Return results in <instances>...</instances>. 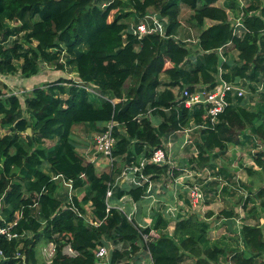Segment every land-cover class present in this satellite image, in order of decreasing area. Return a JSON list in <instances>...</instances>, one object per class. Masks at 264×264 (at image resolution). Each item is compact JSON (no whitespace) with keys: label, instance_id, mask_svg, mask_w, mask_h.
Returning a JSON list of instances; mask_svg holds the SVG:
<instances>
[{"label":"trees","instance_id":"obj_1","mask_svg":"<svg viewBox=\"0 0 264 264\" xmlns=\"http://www.w3.org/2000/svg\"><path fill=\"white\" fill-rule=\"evenodd\" d=\"M182 5L193 10L191 20L202 28L196 48L202 56L196 62L192 47L173 37L181 26ZM150 7L168 19V37L160 32L139 36L138 24ZM228 10L235 16L244 11V35L233 33ZM206 19L212 21L207 28ZM230 42L224 77L259 83L264 75V0H252L243 8L238 0H0V73L31 77L40 71L41 63L54 64L57 70L76 72L84 85L96 90L72 77H60L32 89L23 103L20 95H4L0 89V128L9 130L0 134V225L24 234L12 240L0 235V264H38L41 240L56 243L51 264H94L97 246L108 244L105 238L114 246L111 264H141L145 256V264H181L188 256L196 264H221L224 255L230 256L228 264H258L264 254L259 222L242 223L239 235L245 246L240 249L224 237L211 242L210 223L196 214L180 212L171 232L168 215L162 211L143 227L135 217L130 220L108 206L126 195L141 204L149 184L167 176L169 165L148 163L137 173L141 184H118L124 166L149 158L172 132L203 122L204 108H187L176 101L173 89L195 83L214 85L221 59L212 50ZM235 50L236 58H230ZM150 113L163 120L155 125ZM111 120L124 132L115 128L118 142L112 169L99 174L95 164L78 152L73 132L81 125L102 131ZM198 130V157L188 160V164L197 163L193 169L215 168L218 151L225 153L230 145L250 140L263 144L254 161L264 174V94L254 107L237 99L218 122L208 121ZM55 138L54 145L45 144L46 139ZM117 159L123 160V166ZM45 166L58 178L47 173ZM179 170L175 169V177L182 173ZM227 170L219 167L218 174L225 175ZM60 181L85 194L82 198L58 194ZM109 189L113 195L107 198ZM251 202L249 215L261 219L264 186L248 195L244 207ZM89 204L93 217L102 220L99 226L86 219ZM218 214L237 222L233 208ZM152 231L158 236L145 241ZM67 243L77 256L63 252ZM132 256L137 259L133 263Z\"/></svg>","mask_w":264,"mask_h":264},{"label":"built area","instance_id":"obj_2","mask_svg":"<svg viewBox=\"0 0 264 264\" xmlns=\"http://www.w3.org/2000/svg\"><path fill=\"white\" fill-rule=\"evenodd\" d=\"M238 1L240 3V8L248 6L246 0ZM228 14L230 16L229 19L232 23L233 33L238 36L244 35L247 31V28L244 25V11L241 10L239 16H235V14L231 10H228ZM251 14L252 12L249 13V15ZM167 23L168 19L161 18L159 14H157L156 16L147 14L146 17L142 19L138 24L137 29L139 32V36L142 37L147 33L160 32L162 36L168 37L166 28ZM173 37H175L177 41L183 44L199 42V40L194 39L193 37L182 38L179 35H174ZM231 45L232 44L230 42L222 45L221 47L215 50H212L213 52H216L221 59L220 64H218L217 66V72L215 73L216 81L214 85L207 83H195L193 85L177 86L173 89V91L175 92L176 101H179L181 104L185 105L189 109L199 107L204 108L205 110V115L201 124L195 125L193 123L191 127L184 129L182 132H185L187 134L189 131L205 128L207 126L208 121H210L212 124H215L216 122H218L219 115L231 104L236 103L237 99L239 98H242V102L247 107H254L261 101L262 95L264 94V75L261 77V81L259 83L251 82L247 78H241L230 81L224 77L225 70L223 68V63L227 61L228 57L226 55V52L228 51V48L231 47ZM74 77L75 78L72 77L73 80L79 85L84 86L91 91H96L90 85H84V83L81 82L77 76ZM103 127L104 130L98 131L94 135V147L98 151V153L102 154L106 159L111 161L113 166V162L115 160V157L113 156V151L118 142V138L115 136L114 130L116 127H119V123L117 121L111 120L105 123ZM119 130L124 132V129L122 128H119ZM185 136L189 137L187 135ZM192 156L198 157V150L195 149L192 153ZM148 163L169 165L167 176L170 177L171 175H173L175 179H177L181 174H185L189 177H194L196 175H200V172H202L201 169L196 170L192 168V166H198L197 163L194 162L179 167L182 173L178 177H175V169L178 168V166H176V160L172 156L171 148L167 147V145L164 144L161 147L152 149L150 157L141 158L139 164L133 163L129 166H124L121 175L118 177V180L123 181L124 179H126L129 182L130 174L135 175L139 172H142L144 166ZM121 176L122 179L120 178ZM162 178L165 179V175ZM155 181L160 182V178ZM188 183L189 184L184 186L185 188L183 189L188 192V198L192 203V206H202L205 198L202 184L194 182L191 185V182ZM112 195L113 192L111 189H109L107 192V198H110ZM120 202H122L123 204H108V206L109 208L116 207L119 211L125 213L130 220L135 217L133 213H128L126 211L124 206V197L120 199ZM159 203V210H154V206L152 205V207H150V214H156L160 211L165 213V207L163 206V202L160 201ZM182 210L183 209L181 208V211ZM189 214L190 213H184V215ZM86 219L90 224L94 226H99L102 223V220L98 218L93 217L92 219ZM152 220L153 217H151V222ZM139 226L142 225L139 224ZM0 235L5 236L8 240L24 236V234L13 232L10 229V226L2 225H0ZM154 236H158V234L155 231H152L150 235L144 236V240L148 241ZM113 249L114 246L112 244L109 245V243L103 246L98 245L96 249V262L94 264H111V260L108 259V256L109 252ZM44 250L45 255L50 256V260L49 262H47V264H51L53 262V258L56 252V243L54 241L49 242ZM63 252L72 257L77 256L79 254L75 249H73L70 243L64 245ZM148 254L149 258L151 259L152 256L150 251H148ZM2 256L3 252L2 250H0V258Z\"/></svg>","mask_w":264,"mask_h":264},{"label":"crops","instance_id":"obj_3","mask_svg":"<svg viewBox=\"0 0 264 264\" xmlns=\"http://www.w3.org/2000/svg\"><path fill=\"white\" fill-rule=\"evenodd\" d=\"M150 8H149V10H150ZM149 10H148V13L155 11V15H152V16H156L158 14L155 9L154 10H150V11ZM180 21H181L182 25L179 27V29L177 31V35H179L182 38L193 37L194 39H197L198 40L197 34L195 35V32H194L193 28L188 26V29H186L187 26L185 24H183V20L180 19ZM208 21H210V23L208 25V26H210L212 24V21L209 20V19H206L205 25H206V23ZM208 26H205V28H207ZM197 43H192V44L193 45L194 44L196 45ZM187 44L190 47H193V45L191 43H187ZM201 56H202V53H200V52L197 53V51H196L194 57H192V58L194 59V62H196V60H198ZM231 56L236 58V50H235V52H231L230 58H231ZM54 72H55V74H53V73H41V70H40L38 73H39V75H43L44 76L43 83L40 82V80H37L36 82L35 81L34 82H28V83H26V88L25 89L28 90V92H29L32 89H34L35 87H37V86L38 87H42L46 82H50L52 80H55L54 78H56V79L57 78H60V77H73V78H75L74 76H77V74H74L76 72L70 73L67 68H65L64 70H57L56 69V71H54ZM50 75H52L54 78H52V79L51 78H48ZM43 76H42V78H43ZM23 78H25V76H23L20 72H17L15 74H2V73H0V89L3 91L4 95H9L11 93H16V94L18 93L19 94L20 92L24 91V90L21 91L22 88H20V86L22 85V83H25L26 82L25 80H23ZM128 82H130V81L128 80L126 82V84H125L126 87L129 85ZM22 87H23V85H22ZM149 116L151 117V119L153 120V122H154L155 125H158L163 120L162 116L159 115V114L158 115H154L153 113L152 114L150 113ZM77 128H78V126L74 128V132H73L74 133L73 134L74 135V138H75V134H76V129ZM98 128L101 129L102 128V125H99ZM8 131H9L8 129L0 128V134L1 135L6 134ZM91 131H93L91 133V135L94 136L95 133L98 132L99 130H96V132H94L95 130L94 129H91ZM28 132L31 134L32 133V130L31 129H28ZM56 140H57V138H55L54 140L46 139L45 144L47 146H52V145L55 144ZM75 140L77 142L78 139L75 138ZM49 142H51V143H49ZM79 143H80V145H79ZM85 145H88V144L85 143V142H79L78 141L77 142V150L79 152H82L81 153L82 156H85V158L87 159V161L89 160V161H91V162H93L95 164V166L97 168V172L99 174H102L104 172H108V171H103V172L101 171V172H99L100 168L102 166H104V164H105L104 162H105V159L106 158L102 154L98 153V151L95 149L94 145L93 146H90V147H86ZM165 145H167V147H170L171 148L172 155H173V152H174L173 151V148H177L179 150V152H180V149H183L186 146H188L189 147L188 150H191V151H189V155H190V158L189 159L196 158V157L192 156V153L195 150L193 148H196V150H198L197 147H196V143L195 144L193 143L191 137H186L184 134H182V131L181 132H172L171 134H169V136L165 140ZM218 158H215L214 159L215 160V165L217 164L216 160ZM117 160H119V159H117ZM119 161H121V159ZM217 167H218V170H219V166L218 165L215 168H212V167H209V166H205V167L200 168L202 171L205 170V171H208L209 172V176L206 178L207 180L205 181L206 182L205 184H207V185H205L206 187H204V194H205V196H208L209 195V191L214 190L212 196L210 198L208 197V199L205 202V204H206L205 205V210L206 211H204L202 214L200 213L198 215V217L200 219H203V220L208 221V222L213 217H215L217 215V213L220 211V209L217 210V207H214V205H216L218 202L223 201L224 204H226V205H227V203H230V202L233 204L232 198L234 196L233 195L234 193H236V194L239 193V194L243 195L245 197V199H246L248 197V195L251 194V192H256V191H258L260 189V187L264 186V183H263L260 186H257L256 185V187L254 189H250V187L246 186V184L247 185H250L249 183H247V182L246 183H243V181H240L239 180V177L233 176V174L230 175L232 170L228 169L227 171L230 174L227 172L225 174V176H228L229 179L231 177L232 179H235V181L233 182V188H232V186L227 187L226 184L230 183V182H228L229 179L226 180V178H224L222 176L223 174H218V171H216V168ZM44 170L47 173L51 174L52 177H57L54 174H52V172H49L48 169H47V167L44 168ZM248 175H249V172H248ZM251 175H254V177H252V178L251 177H248V178H250V179L254 180L255 182H257V180H259L261 178V175L263 176V173H260V170H259V172H256V171L254 173L252 172ZM262 178H264V177H262ZM139 179L140 178H139L138 174H135V175H133V174L131 175L130 174V181L127 182V183L129 185H134L135 184V186H137L138 184H141V182L138 181ZM141 179H144V180H142V182L146 181V178H141ZM214 179H216V180L215 181H212ZM168 180H171V182H173V181H175V178L170 179L169 177H167L165 179L164 178H160V182H156L155 180L152 181L149 184V187H148V189L146 191V194H145V196H144L141 204L133 201L132 198L129 195L124 196V206H125L126 211L128 213H133L134 216H135V218H136V220L138 221V223L140 225H142L143 227H146V226H148V225H150L152 223L151 222V217H153L155 214H150L151 213L150 207H152V201L156 197L157 198H160V200H162L164 207H165L164 203L167 201L169 203H172L173 202L174 204H179L180 208L183 209L181 211L183 213H190V214H192V212H195V210L200 211V208H196V207H193L192 206V203L190 202V200L188 198V194H186L185 191H180L181 192L180 195H177V194L175 195V193H171L172 190L170 188L167 189L165 187V183ZM220 181H221V184H220ZM59 183H60V186H59V189H58V192H57L58 194L60 193V187H61V185H63L64 182H61L60 181ZM167 183H170V181H168ZM66 185H70L71 186V183H66ZM213 186H217V189H211ZM226 187H227V189H225ZM155 188H156V190H154ZM159 189H163V191L161 192V190H159ZM182 190H185V189H182ZM220 190L223 191L222 194H220V192H221ZM165 191L168 192V193L165 194ZM63 193L66 195V198H70V197H68L69 196V194H68L69 192L64 191ZM81 193L85 194L84 191L81 192ZM79 194H80V192H79ZM79 194H76V195L78 196ZM72 195H75V194H72ZM241 198H242V196H241ZM245 199L242 201V204H241V209L245 213H247V215H244V217H243V219H244L243 222H245V223H251V224H255V223H258L259 222V225L262 226L263 229H264V214L261 213L262 214L261 219L254 220V218H252L249 215V212H248V209L253 204L251 202L249 204L248 208H245L244 207ZM119 204H123V203L119 201V202L115 203L114 205H119ZM166 208L167 207L164 208L165 209V212H167V209ZM227 208L230 209L231 207H225V208H223L221 210H224V209H227ZM232 208L234 209L235 208V205L232 206ZM238 210H236V213L237 214L239 213ZM168 211L170 212V209L169 208H168ZM211 212H214V215L211 216V217H209L208 215ZM167 215H168V218L170 220V226H173V228H170L172 230V229H174V226H175V223H176V220L174 219L175 214L174 213L173 214H169L168 213ZM170 218H173V219H170ZM241 218L242 217H240V215H238L237 218H236V220L239 221V220H241ZM222 219L223 220H226L228 222V224H230V222H229V220L227 218H221V221H222ZM250 221H253V223L250 222ZM105 240L106 241L109 240L108 241L109 245L112 244L111 241H110V239L105 238ZM139 255L140 256H143V253L140 252ZM111 258H112V251L109 252V256H108V259L111 260ZM136 260L137 259H135V258L133 259V256H132V258L129 261H131L133 263ZM259 261H262V263H264V254H263V256H261V258L259 259ZM145 262L146 263L148 262V257H146V256H145ZM149 262H150V258H149ZM226 264H228V263H226Z\"/></svg>","mask_w":264,"mask_h":264},{"label":"rangeland","instance_id":"obj_4","mask_svg":"<svg viewBox=\"0 0 264 264\" xmlns=\"http://www.w3.org/2000/svg\"><path fill=\"white\" fill-rule=\"evenodd\" d=\"M224 1V0H223ZM247 3H251L252 0H246ZM155 8L151 7L150 10H154ZM149 10V11H150ZM149 15H154L155 14V11L154 12H149L148 13ZM193 14V10H191L189 7L185 6V5H182V9H181V13H180V19L183 20V24H185L187 27L186 29H188V26L189 27H192L194 32H195V35L197 34V37H198V40H199V35H200V32L202 31V28H200L196 21L195 20H191V16ZM150 21V20H149ZM132 22H134V20H132ZM151 22V21H150ZM210 23V21H208L206 23L205 26H208ZM182 25V23H181ZM204 26V27H205ZM183 30V29H182ZM192 44V43H191ZM193 45V44H192ZM197 45L198 43L195 45H193L192 49H193V53H196V48H197ZM234 49V48H233ZM231 49V50H233ZM231 54V52H230ZM40 70H41V73H53L55 74L54 71H56V67L54 64H46V63H41L40 65ZM40 73V74H41ZM74 74H77V73H74ZM43 75H39L36 74L34 76H31V77H25L23 78V80H25L26 82L25 83H22V85L20 86L21 91L18 95L21 96L22 98V101L24 103V99L26 98V96L29 95V92L28 90H26V83L28 82H36L37 80H40V82L43 83L44 81V76L42 78ZM48 78H54L52 75H50ZM56 79V78H54ZM130 83V82H128ZM120 127V126H119ZM121 128V127H120ZM93 131H91L87 126L85 125H81V126H78V128L76 129V134H75V138H77V142H85L87 143L88 145H85L86 147H90V146H93L94 145V136L91 135ZM96 132V130L94 131ZM249 132V131H247ZM182 134L184 135H187L189 137H191L193 143L195 144L196 143V140H198V138L200 137V131L198 129L196 130H192V131H189L187 134L185 132H182ZM248 142H245V144L243 145H230L226 152L225 153H222L220 151H218L217 149H215L214 151H218V154H219V158L216 160L217 164L216 166L218 165L220 168L221 167H226L227 169H230L232 170L231 171V175L233 174V176H236V177H239V180L240 181H243V183H249L250 185H247L248 187H250V189H254L257 186H260L264 183V174L263 176L261 175V178L259 180H257V182H255L254 180L248 178V177H254V175H251L252 172L254 173L255 171L256 172H259L260 168L258 167V165L255 163L254 161V156L255 154H257V152L262 149L263 147V144L258 142V141H250V140H247ZM51 143V142H49ZM80 145V143H79ZM82 146V145H81ZM191 146V145H190ZM188 146H186L185 148L183 149H180V152L177 148H173V157L174 159L176 160V163L178 167H182L183 165H186L188 164V159L190 158V155H189V151L191 150H188ZM193 149H196V148H193ZM192 149V150H193ZM188 150V151H187ZM79 152V151H78ZM80 154L82 152H79ZM82 155V154H81ZM85 158V156H83ZM86 159V158H85ZM87 160V159H86ZM120 160V159H119ZM119 160H116V162L118 163V165H121L122 164V161H119ZM104 166H102L99 170V172H103V171H110L112 169V163L111 161H109L108 159H105V162H104ZM123 166V164H122ZM47 166H45L46 168ZM48 171H49V168L47 167ZM249 169H252V170H249ZM180 171V170H179ZM216 171H218V167L216 168ZM248 172H249V175H248ZM209 176V172L208 171H205L203 170L202 172H200V175H196V176H192V177H189V176H186L185 174H181L177 179H175V181L171 182V180H168L170 181V183H165V187L168 189L170 188L171 190V193H175V195H180V191H185V190H182L183 188H185L184 186L188 185L189 183L188 182H191V185L194 183V182H198L200 184H202V187H203V191H204V187H206L205 184L206 182V178ZM224 178H226V180L229 179L228 176H225V175H222ZM232 176V177H233ZM168 176H165V178H167ZM122 179V176L120 177ZM170 179L174 178L173 175H171L169 177ZM202 179V180H201ZM262 179V180H261ZM216 179L212 180V181H215ZM235 181V179H232L230 177V179L228 180V184L227 187H230L232 186L233 188V182ZM128 180L124 179L123 181L121 180H118V184L120 185H124L125 183H127ZM220 184H221V181H220ZM64 185V186H63ZM63 185H61L60 187V193L59 194H62L64 191H67L69 192V196L72 195V194H79V191L78 190H74L72 188V185H66V183ZM188 189V188H187ZM211 189H217V186H213ZM219 189V188H218ZM156 190V188L154 189ZM161 192L163 191V189H160ZM213 191L214 190H211L209 191V195L208 196H205L204 198V203L202 206H196V208L198 207H201L200 208V211L198 210H195V212H192V215L196 214L197 216L201 213H203L205 210V202L206 200L208 199V197L210 198L213 194ZM220 194H222V190H220ZM206 192V191H205ZM168 192L165 191V194H167ZM186 194H188L187 191H185ZM234 193V192H233ZM234 193L233 195V198H232V202L233 204L230 202V203H227L224 204L223 201L221 202H218L216 205H214V207H217V210L220 209H223L225 207H231L235 205V208H234V211L236 212V210H238V215H240L241 220L237 221L235 224L233 223H230L228 224V222L226 220H223L221 221V217H219V212L217 213V215L215 217H213L209 222H210V225H211V228L209 230V239L211 242H214V241H218L220 239H222L223 237L226 238V242L227 243H230L231 246H238L240 249H243V247L245 246V244L243 243L242 239H241V236L239 235V230L242 226V223H244V215H247V213H245L242 209H241V204H242V201L245 199V197L241 194H236ZM79 198H82L83 197V193L80 192V194L78 195ZM242 196V198H241ZM167 197V196H166ZM241 198V199H240ZM166 199V198H165ZM160 198H155L153 201H152V205L154 206V210H159V206H160ZM165 207H167V212L169 214H175V217L174 219L176 220L177 217H178V214L180 215L181 213V208L179 206V204H174L173 202L172 203H169V202H165L164 203ZM2 207L0 208V215L2 214ZM168 208L170 209V212L168 211ZM203 210V211H202ZM227 210H229V208H227ZM165 212V214L167 215L168 213ZM243 215V216H242ZM86 218L88 219H92L93 218V215H92V207L89 205L88 207V211H87V214H86ZM203 218V217H202ZM170 219H173V218H170ZM253 223V221H250ZM44 226H46V223H44ZM170 228H173V226H170ZM171 230V229H170ZM264 230V229H263ZM173 231V229L171 230V232ZM156 237V236H154ZM49 242H45L44 240H41L40 243L38 244L37 246V249H38V258H39V262L38 264H47V262H49L50 260V256L49 255H45L44 253V249L46 248V246L48 245ZM218 245L220 246H223L222 242H219L217 243ZM144 255V253H143ZM220 263L221 264H226V263H229L230 262V256H227V255H224V256H221L220 259H219ZM141 264H145L144 261H142ZM181 264H196V260L194 257H190L188 256L187 258H185V260L181 263ZM258 264H264L262 263V261H258Z\"/></svg>","mask_w":264,"mask_h":264}]
</instances>
